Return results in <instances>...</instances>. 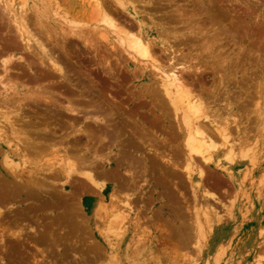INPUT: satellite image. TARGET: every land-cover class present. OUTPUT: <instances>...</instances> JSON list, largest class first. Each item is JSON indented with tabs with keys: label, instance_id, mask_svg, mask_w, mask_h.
Returning <instances> with one entry per match:
<instances>
[{
	"label": "rangeland",
	"instance_id": "obj_1",
	"mask_svg": "<svg viewBox=\"0 0 264 264\" xmlns=\"http://www.w3.org/2000/svg\"><path fill=\"white\" fill-rule=\"evenodd\" d=\"M198 1L100 0L104 6H98L95 3L96 0H0L1 13L6 11L5 14L9 16L5 17L2 30L6 29L4 34L10 38L5 35L9 39H3L6 42L14 41L18 43L19 47V49H17L18 47L8 49V56L7 53H3L4 59L13 56L9 63L11 64L13 61L14 66L10 65L13 66L11 73H6L1 69L3 67H0V80L2 79L4 83L12 82L9 85L11 88H16L17 93L27 94L28 90L33 91L36 89V83L31 81L33 73L30 76L28 67V62L32 60L31 63L33 68L36 67L34 68L36 72L45 74L37 84L40 86L42 83V88L63 92L66 96L72 91V95L69 94L73 100L72 106H78L77 109L80 111L77 114L79 117L73 115L69 111L71 105L65 95L59 96L56 93L54 94L55 99H60L59 102L57 100V105L53 104L55 102L45 103L43 101L44 103L39 104L40 107H35L38 104L31 103L34 101L32 98L23 102L25 111H22V115L30 116L31 120L37 121L41 127L48 124L49 130L53 128L51 129L52 134H55L56 130L58 134L51 135L53 138L49 139L50 142L43 150V154L33 153V155L37 154L35 157L31 156V153L29 154L31 166L27 170L34 168L32 170L34 172L31 174L35 173L33 174L36 175L34 176L35 181L43 183L41 184L43 186L39 184L40 188L36 184L34 186L33 184H24V186L28 185L30 190L34 189L33 195L27 186L25 189L22 187L24 192L22 190L19 192V188L16 192V189H13L14 184L12 183H15L16 186L13 178L7 174H1L0 189L5 185L0 191L2 195H0V264H113L111 258L107 256V244L103 237L107 235L111 239H116L122 235L114 238L113 232L105 233L107 226L105 209L109 208L105 207L104 209L103 204L105 203V206L109 204L110 207V201L114 200L115 196L117 197L121 193L120 196L125 198V195H129L131 192L133 197L140 196L135 203L138 206H135L136 209H143L144 205L148 209H145L147 212L145 211L146 214H144L146 219L143 225L146 226L145 229L148 232L154 234L157 232L156 234L159 236L156 238L155 244L159 249L157 247L149 249L151 246L143 229H132L129 232L130 237L135 240L142 239L144 247L147 248L146 252L151 251L152 260L155 259V262L175 264L182 256L189 255L188 258L193 259L196 264H205L206 260L203 255L205 252L208 264H251L253 261L259 260L258 257L264 263V247L262 246L264 245V230L260 233L258 231L259 228H264V0H205L206 3L204 0ZM5 4L10 7L6 8ZM209 4L221 6L222 9H219L218 6L211 7ZM197 5H201L202 8L206 7L207 10L211 8V11L215 8L212 14L218 9L219 12L225 11L222 12L226 15L225 19L230 21L233 19L231 15H235L236 20H246L248 25H227L229 22H226L225 19L223 22L218 19L221 23L216 22L217 20H212L210 10L209 13H205L203 11L206 9H201L200 6L197 8ZM12 13L17 15V18L31 31L27 38L34 40V42L31 41L32 43L30 42V45L36 43L34 46L32 45L34 52L23 48L25 43L21 42V38L18 39L20 36H17V33L14 37L16 23H14ZM108 15L118 24L117 29L107 23L105 16ZM177 15L178 17L175 19ZM209 15L210 17L207 18ZM10 18L13 19L10 20ZM191 20L194 21L191 22ZM256 20L257 22H255ZM10 29L14 34L12 37L9 35L12 34L11 31L8 32ZM118 29H121L119 32L124 33L123 35L125 33L132 35L133 33L145 40L147 38L151 44L152 55L154 53V58L158 59L157 63L152 59L139 56L124 43L121 44L120 36L117 37ZM244 30L247 32L245 33ZM122 33H120L121 36ZM2 36L3 33L0 34V37ZM39 43L46 44V47H50L49 51H52L55 57H59L58 61L65 67L64 70L68 74V81L69 77L71 79V82L69 81L71 85L69 82L67 83V79L62 78L61 74L51 68L48 59L45 63L47 67L41 65L40 57L43 53L39 48ZM135 53L137 57L133 56ZM2 59L0 55V61L3 63L4 59ZM1 62L0 64H2ZM160 63L163 68L175 65L178 73L185 78V83L192 93L204 101L207 107L206 111H209L211 118L215 117L214 119L217 121L220 120L222 125L230 123L235 136L248 137L250 135L247 138L250 147L246 150L248 158L255 157L254 163L252 162L254 165L251 162L237 165L235 179L213 169H206L207 188L215 194L216 198H208L210 200L207 199L203 204H209L216 208L213 209L222 217L223 225L220 231L213 234L207 233L206 238L200 239V242L198 238L192 236L190 246L183 249L175 234L174 237L168 235L169 231L175 233V230L171 228L170 218L178 217L181 221L179 222V219L175 221L179 222L180 226L183 223H192L195 207H199L201 202L195 201L194 196L200 197V194L195 192L196 188L192 186L185 174L187 167L184 149L185 125L181 111L175 110L162 86L159 70L155 67ZM50 68L54 73L49 70ZM16 71H22L21 75L26 73L24 75L26 77L23 76L22 79V76L20 77ZM11 78L12 81H8ZM26 80L27 82H24ZM2 90L5 91L0 82L1 93L4 92ZM13 91L11 89L10 94H13ZM81 93L82 97H80ZM94 103L95 105H90ZM98 106L104 110L103 116L101 115L100 119L96 118L98 121L91 117L84 118V116H91L95 107ZM27 108H29L28 111ZM42 110L44 111L42 112ZM36 111L38 112L35 114ZM40 113H44V116ZM12 114L13 112L10 113V115ZM75 116L79 121L75 120ZM71 117H75L74 120H71ZM106 118L110 119L107 121ZM211 118L204 119L202 122L213 133L216 129L210 121ZM236 120L240 121L239 124L243 130L244 127L249 128V132L246 128L244 131L240 128L241 133L237 131L238 128L235 130ZM240 125L237 124L236 127H240ZM109 127H112L110 128L111 132L116 131V134H113V138H115L113 143L108 136ZM89 132H91L90 136L93 134L91 138ZM244 132H247V135ZM216 133L213 134L216 135ZM98 135L99 137H97ZM132 136L141 138V140L135 138L139 142L135 140V144L139 148V151L136 150L137 153L139 152L138 156L140 157L143 153L141 157L146 156L143 159L151 158L145 173L143 172L144 162L139 166L141 169L138 167L139 173H144V176L140 173L141 176L138 175L139 178L136 182L132 181L128 174L127 170H130V167L128 168L129 165L123 161V156L119 158V153H124L121 150L125 149L124 146L129 141L128 137ZM63 137L64 142L61 141ZM126 139H128L127 142ZM46 140L48 141V139ZM109 146L111 147L108 148ZM100 149L101 151L104 149V151L101 152ZM94 151H100L98 153L102 155L92 153ZM73 152L75 153L74 157ZM67 154L71 157V161L76 163L82 158L88 164L91 163L92 166L88 169L98 175L97 182L104 184L107 188L105 194L78 171L76 173L71 171L72 176L66 175L64 156ZM93 155H98L96 157L100 160L95 157V161ZM161 155H166L167 159L162 158ZM169 157H173L171 162L175 163L176 167L173 164L171 167ZM89 159L92 161H88ZM120 159L122 161L119 164ZM156 160L160 162L157 165L155 164ZM42 165L46 169L40 168ZM38 166L40 169L37 168ZM62 169L64 170L63 174ZM35 170L39 171L35 172ZM163 172L168 174H164V178L162 177ZM8 181H10L9 184ZM121 181H125V185L128 184L126 188L121 186ZM11 184L13 188L10 191L11 188H7L8 186L12 187ZM6 185H8L7 188ZM168 185L170 186L168 187ZM128 188H133L136 192ZM4 190L6 191L5 195L2 194ZM99 190L102 195L99 194ZM113 190L117 193L120 190V192L119 194L114 192V197H112L113 194H109ZM122 190L125 192H121ZM133 192L136 194L133 195ZM145 193L147 196L144 195ZM6 200L7 202H5ZM176 210L179 212L178 215ZM71 219L74 220V223ZM261 221L263 225H260ZM160 223L162 224L160 225ZM152 224L154 225L152 226ZM157 224L160 225L159 229L155 226ZM96 226L100 229L102 227L105 234L101 235L97 231L100 229H97ZM115 229L121 234L124 233V230L118 226ZM188 230L189 234L193 235L191 226ZM20 231L22 234L19 233ZM40 232H43L44 236L50 235L49 237L45 236L46 240L48 239L47 244L44 243V240L42 242L44 244L39 243L40 239L36 238V234L38 236ZM259 234L260 236H258ZM254 237L257 241L260 240L259 243H256L257 250H252L253 244L250 245V241L254 240ZM89 243H94V248L95 246H99V248L106 246V248H101L102 250L95 248L94 250V248H90L92 244ZM162 243L168 246L164 248ZM197 243L202 247L201 251H198ZM39 246L41 249H46L45 253L41 252V249H37ZM166 248L168 251L165 252ZM97 249L100 250H98L99 253ZM102 251L104 257H100ZM145 255L149 257L147 253ZM82 257L86 259L83 260Z\"/></svg>",
	"mask_w": 264,
	"mask_h": 264
},
{
	"label": "bare ground",
	"instance_id": "obj_2",
	"mask_svg": "<svg viewBox=\"0 0 264 264\" xmlns=\"http://www.w3.org/2000/svg\"><path fill=\"white\" fill-rule=\"evenodd\" d=\"M122 1V0H121ZM198 1V0H197ZM205 1V0H204ZM124 2V1H123ZM207 1H205V3H206ZM95 3H97V5L98 6H104V4H101L100 3V0H96V2ZM104 3V2H103ZM198 3H199V1H198ZM203 3V2H202ZM195 4H197V3H195ZM6 6V8L7 7H10V5H8V4H5ZM207 5V4H206ZM215 5V4H214ZM214 5H210L209 4V6H211V7H217V6H214ZM200 7H201V9H206V7L204 8H202V6L201 5H199ZM198 5H197V8L199 7ZM208 6V7H209ZM207 7V8H208ZM219 7V6H218ZM221 7V6H220ZM219 7V9H222V7L220 8ZM102 7H100V9H101ZM99 9V8H98ZM179 9V8H178ZM180 9H182V8H180ZM215 9V8H214ZM214 9H212V11L214 10ZM219 9H218V11H214L213 12V14H212V11H211V8L209 9L210 11H211V18H212V20H214V21H216V22H218L219 20L220 21H224V19L226 18V15L224 14V13H222V12H225V11H222V12H219ZM227 9V8H226ZM102 10V9H101ZM198 10V9H197ZM209 10H204L203 12H205V13H209L208 11ZM4 11V10H3ZM170 11V10H169ZM207 11V12H206ZM2 11H0V29H1V33H3V36H5L6 34H4V30H6V29H4V30H2V26L4 27V21H5V17L7 16L5 13H6V11L5 12H3V13H1ZM178 12V11H177ZM176 12V13H177ZM183 12V11H182ZM10 13V12H9ZM167 13H169V12H167ZM166 13V14H167ZM173 13H174V11H173ZM172 13V14H173ZM7 14H8V12H7ZM13 14V13H12ZM105 14H107L106 13V11H105ZM165 15V14H164ZM169 15H170V13H169ZM173 15H175V14H173ZM183 15H186V14H184L183 13ZM205 15V14H204ZM231 15V14H230ZM166 16V15H165ZM232 16V18L233 19H231V17H230V21L229 20H227V19H225V21L226 22H229L227 25H248V23H246L244 20H242V19H238V20H236L235 18H234V16L233 15H231ZM7 17H9V16H7ZM13 17H14V23H16V25H14L15 26V28H16V32H15V36L14 37H16V35L17 36H20L18 39H20V40H22L21 42H23V43H25V45H24V49H27V50H29V51H31V52H34L35 50H33V46L36 44H31L30 45V42L32 41V40H30L29 38H27V35H29L30 33H31V31H29L28 30V26L27 25H24L17 17V15H15V14H13ZM105 17H107V19H106V21H107V23L109 24V25H111L113 28L115 27V29H117L116 28V26L118 25L117 23H116V21L115 20H113L111 17H109V15L108 16H105ZM171 17H173V16H171ZM178 17V15L175 17V19ZM179 17H180V15H179ZM185 17V16H184ZM205 17V16H204ZM208 17H210V15L209 16H207V18ZM11 18H10V20H12ZM192 19V18H191ZM198 19H200V18H198ZM202 19V18H201ZM219 19V20H218ZM229 19V18H228ZM7 20V19H6ZM21 22H19V21ZM174 20V19H173ZM195 20H197V19H195ZM203 20V19H202ZM236 20V21H235ZM8 21H9V19H8ZM177 21H179V20H177ZM192 21H194V20H191V22ZM201 21V20H200ZM219 21V22H220ZM7 22V21H6ZM10 22H12V21H10ZM190 22V21H189ZM190 22V23H191ZM208 22L209 23H213V22H211V21H209L208 20ZM255 22H257V20L255 21ZM196 23V22H195ZM194 23V24H195ZM221 23V22H220ZM224 24V23H223ZM9 25V24H8ZM192 25V24H191ZM196 25V24H195ZM207 25V24H206ZM213 25H214V23H213ZM218 25V24H217ZM9 28V27H8ZM14 28V29H15ZM236 29V28H235ZM245 29V28H244ZM119 30H121V29H118V32H119ZM11 31V32H10ZM124 31V30H123ZM219 31V30H218ZM245 31V30H244ZM6 32V31H5ZM8 32H10V33H12L13 31L10 29ZM117 32V33H118ZM125 32V31H124ZM127 32V31H126ZM177 32V31H176ZM247 31H245V33H246ZM0 33V34H1ZM17 33V34H16ZM116 33V34H117ZM120 33H122V32H119V35L117 36V37H119L120 36V40H121V44L122 43H124L125 45H126V47L128 46L129 48H131L132 49V51L134 50V52H136L139 56H141V57H143V58H146V59H152V60H154V62L155 63H157L156 61H158V59L156 60L155 58H154V53H153V55H152V52H151V44H150V41L149 40H147V38H146V40L143 38V37H140V36H137V35H134L133 33H132V35H130V34H126L125 33V35H123L124 33H122V36L120 35ZM218 34H220V33H218ZM9 35H11V37H12V35H14L13 33L12 34H9ZM141 35V34H140ZM0 37V55H1V59H2V54L4 53H7L6 55L8 56V49H10L11 50V48H17L18 47V43H16V42H14V41H10V42H6L5 41V39H3V38H6V36L5 37ZM7 37H9V36H7ZM10 38V37H9ZM9 38H6L7 40L9 39ZM32 38V37H31ZM16 40H17V38H16ZM19 40V41H20ZM18 41V42H19ZM20 42V43H21ZM32 42H34V40L32 41ZM31 42V43H32ZM40 42V41H39ZM23 45V44H22ZM33 45V46H32ZM38 46V45H37ZM39 48H40V50H41V52L43 53L42 54V56L39 54V56H41L40 57V61H41V65H45L46 66V59H48V61H49V63L51 64V68H53V69H55V71H56V73H59V74H61L62 75V78H64V79H67V83L71 80L70 79V77H69V81H68V74H66V72H65V70H64V66L63 65H61L60 63H59V61H58V59H59V57L57 58V57H55V55L54 54H52L53 52L51 51H49V48H48V46L46 47V44H43V43H39ZM17 49H19V47L17 48ZM154 49V48H153ZM152 49V50H153ZM14 50V49H13ZM130 50V49H129ZM16 51V50H15ZM40 52V51H39ZM40 52V53H41ZM38 53V52H37ZM133 53V52H132ZM136 53H135V55H133V56H136ZM4 54H3V59H4ZM10 54V53H9ZM52 55H54V56H52ZM35 56V55H34ZM137 57V56H136ZM174 57V56H173ZM12 58H13V56H12ZM10 56H9V58L8 57H6V59H2L3 60V63L2 64H0V67H3V68H1V69H3L6 73H9L10 71H12L11 69V67H13L14 66V64H13V61H12V65L13 66H10L11 64L9 63L10 61H11V59H12ZM57 58V59H56ZM137 59V58H136ZM139 59V58H138ZM146 59H144V60H146ZM31 60V59H30ZM144 60H142V61H144ZM32 61V60H31ZM31 61H29L28 62V67L30 68V76H31V74L33 73V75L31 76V81L32 82H34V84L36 83V89H34L33 91L32 90H28V92H27V94H22L21 92H18L17 93V90H16V88L14 89V88H11V84H12V82H9L10 83V85H9V83H4V81L2 80H0V82H1V85L3 86V88L5 89V91L4 90H2V91H4V92H0V179H2V175L3 174H7L8 176H10V177H12L13 178V181L14 182H16V186H15V183H12V184H14V188H13V186H12V184H11V186L12 187H9L8 185H6L5 187L7 188V186H8V188L7 189H9V188H11V189H9L10 191L12 190V188L17 192V190H18V188H19V192H22L23 191V188L25 189V187L27 186V188H28V185H26V186H24V184H33V186L36 184V185H38V187H39V184H40V186H43V185H41V184H43V183H41V181H39L40 183H37V180L35 181V177L34 176H36V175H33V174H35V173H33V174H31L32 172H34V171H32L34 168H32V170H27V169H30V168H28L29 166H31L30 164H31V158L29 157V154L31 153L32 155L31 156H33V157H35V155L37 156V154H34L33 155V153H41V154H43V150H45L46 149V145H48V142H50V138L52 137L51 135H55V134H58V132H57V130L55 131V134H52V130L51 129H53V128H51L50 130H49V127L46 125L45 127H41V126H39L38 125V122L36 121H32L31 119L32 118H30V116H25V115H22V111L24 112L25 110H24V108H23V102L27 99H29V98H32L34 101H32L31 103H33L34 102V104H35V102H36V104H38V105H35V107H37V106H39V104H41V103H47V102H55V103H53V104H58L57 103V100H58V102H59V100L60 99H55V97H54V94L56 93V94H58L59 96H64L65 94H63V92H58V91H54L53 89H49V88H45V87H43L42 88V86H43V84L42 83H40V86L37 84V83H39L40 82V80L41 79H43L44 78V76H45V74L43 75V74H39V73H37L36 72V70L34 69V68H36V67H34L33 68V64L31 63ZM145 62V61H144ZM148 63V62H147ZM149 63H150V61H149ZM151 64V63H150ZM48 65V64H47ZM65 65V64H64ZM154 65V64H153ZM34 66H37V65H35L34 64ZM63 66V67H62ZM40 67V66H39ZM47 67V66H46ZM155 67L156 68H158V70H159V74H160V79H161V83H162V86H163V88H164V90H165V93L168 95V97H169V99H170V102H171V104L174 106V108H175V110L176 111H181V114H182V120H183V123H184V125H185V133H184V138H185V156H186V158H185V161H186V164H187V167H186V169H185V174H186V176H187V178L191 181V183H192V186L193 187H195L196 188V191L195 192H197V194H200V197H198V195H195L194 197H195V201L196 202H198V203H200L201 202V204H200V206L201 205H203V206H199V207H195V210H194V220H193V222L191 223H189L188 222V224H186V223H183V225L182 226H180V219L177 217V218H170V224H171V228L173 229V230H175V233H173V232H171V231H169V233H168V235L170 234V236L172 237H174V234H175V237H177L178 238V241H179V245H180V247L183 249V248H188L189 246H190V244H191V241H190V238L193 236H195L196 238H198V241L200 242V239L201 240H203L202 238H206V236H207V233H211V234H213V233H215V232H218V231H220V228H221V226L223 225L222 223H223V220H222V217H220L219 216V214L217 213V211H214V209H216V208H214V207H212V206H210L209 204L208 205H204L203 204V202L205 203V201L208 199V198H216V197H214V193L213 192H211L210 190H209V188H207L208 186H207V181H206V169H213L214 171H218V172H221V173H223V174H226V176L227 175H229V177H232V178H236V173H237V165L238 164H243V163H246V162H253L254 163V158L252 157L251 159L250 158H248V147H250V143L248 142V140H247V138L250 136V135H248V137H240V136H235V135H233L234 134V130L232 129L233 127H231L230 126V123L229 124H227V125H225L224 124V122H223V124L224 125H222L220 122V120H216V119H214L215 117L214 116H212V117H214V118H211V115H209V111L207 112L206 110V106H205V104H204V101L199 97V96H196V94L194 95V93H192V91L190 90V88H188V86H187V84L185 83V81L186 80H184L185 78H183V76H182V74H179L178 73V71L176 70V67H175V65L174 66H171V67H168V68H163V67H161V63H160V65H155ZM17 69H18V67H16ZM20 68V67H19ZM49 68V67H48ZM49 69V70H52V69ZM31 70H32V72H31ZM40 70H43V69H40ZM49 70H47V71H49ZM27 71V70H26ZM4 72V73H5ZM14 72V71H13ZM29 72V71H28ZM52 72H53V70H52ZM11 73V72H10ZM16 73H18L19 74V76L21 77L22 76V79H23V76L26 74H24V75H21L20 73H22V71L20 72V71H16ZM54 73V72H53ZM28 74V73H27ZM7 75H9V74H7ZM7 75H5V76H7ZM29 75V74H28ZM48 76V75H47ZM46 76V77H47ZM9 77V76H8ZM24 77H26V76H24ZM29 77V76H28ZM49 77V76H48ZM8 81H12V78L10 79V80H8ZM28 81H30V80H28ZM24 82H27V80L26 81H24ZM71 82V81H70ZM70 82H69V85H71L70 84ZM20 83V82H19ZM42 84V85H41ZM76 84V83H75ZM22 85V84H21ZM24 85V84H23ZM81 85V84H80ZM67 87V86H66ZM69 87V86H68ZM79 87V86H78ZM81 87V86H80ZM34 88V87H33ZM11 89H13L14 91V93L13 94H10V91H11ZM72 89H73V86H72ZM71 88H70V90H72ZM78 89V88H77ZM74 90H75V88H74ZM23 93H24V91H23ZM83 93V92H82ZM82 93H81V96L80 97H82ZM69 94H71L72 95V91H70L69 92ZM65 95V98L68 100V102H69V104L71 105L70 106V108H69V111L73 114V115H77L78 113H80V111H78V106H75V107H73L72 106V104H73V100H72V97H71V95ZM75 94H76V92H75ZM79 94H80V92H79ZM78 94V95H79ZM73 95H74V93H73ZM76 96V95H75ZM77 97V96H76ZM44 101V102H43ZM67 102V103H68ZM76 102V101H75ZM81 102V101H80ZM60 103H63V102H61L60 101ZM60 103H59V105H60ZM85 104H86V102H84ZM17 104H18V106H17ZM88 104V103H87ZM44 105V104H43ZM51 105V104H50ZM56 105H54V106H56ZM58 105V106H59ZM79 105V104H78ZM90 105H95V103L94 104H90ZM89 105V106H90ZM57 106V107H58ZM66 106V105H65ZM81 106V105H80ZM40 107V106H39ZM42 108H43V106H41ZM30 108V107H29ZM29 108H27L26 110L28 111L29 110ZM33 108V107H32ZM38 109H41V108H38ZM52 109V108H51ZM92 109V108H91ZM67 110V109H66ZM65 110V111H66ZM82 110V109H81ZM35 111V110H34ZM33 111V112H34ZM44 110H42V112H43ZM68 111V112H69ZM89 111V110H88ZM103 111L104 110H101V108H99V106L98 107H95V109H94V111H93V113L91 114V116H84V118H89V117H91V118H94V119H96V118H99L101 115H102V113H103ZM13 112V114L12 115H10V113H12ZM30 112V111H29ZM38 111H36L35 112V114L37 113ZM52 112V111H51ZM64 112V111H63ZM67 112V113H68ZM27 113V112H26ZM230 113V112H229ZM237 113V112H236ZM25 114V113H24ZM44 113H40V115H43ZM83 114V113H82ZM215 114V113H214ZM235 114V113H234ZM239 114V113H238ZM39 114H38V116H40ZM45 115H46V113H45ZM84 115V114H83ZM216 115V114H215ZM243 115V114H242ZM36 116V115H35ZM44 116V115H43ZM78 116V115H77ZM77 116H75L76 117V119L75 120H77V121H79V119H77L78 117ZM103 116V115H102ZM239 116V115H238ZM75 117H73V118H75ZM211 118L212 120H210L211 121V123L213 124V127L216 129V131L215 132H213L214 134L216 133V135H214L211 131L212 130H209L207 127H206V125L202 122L204 119H208V118ZM249 117V116H248ZM72 117H71V120L73 119ZM102 118V117H101ZM250 118V117H249ZM82 119V118H81ZM100 119V118H99ZM107 119V121L110 119H108V118H106ZM74 120V119H73ZM97 120V119H96ZM102 120V119H101ZM103 120H104V118H103ZM39 121V120H38ZM98 121V120H97ZM208 121V120H207ZM220 121V122H219ZM223 121V120H222ZM41 122V121H40ZM68 122V121H67ZM236 122V124L234 125V127H235V130L237 129V131H240V133H241V129L240 128H242V130H243V127H241V125L239 124L240 123V121L238 122L237 120L235 121ZM43 123H44V121H43ZM106 123H109V122H106ZM227 123V122H226ZM114 124H115V122H114ZM209 124H210V122H209ZM208 124V125H209ZM237 124L238 125H240V127L238 126V127H236L237 126ZM70 125H71V123H70ZM72 125H74L73 124V122H72ZM108 125V124H107ZM110 125V124H109ZM117 125V124H116ZM211 125V124H210ZM232 125V126H233ZM250 125V124H249ZM248 125V126H249ZM53 127V126H52ZM212 127V128H213ZM72 128H73V126H72ZM110 128H112V127H109V129ZM213 128V129H214ZM245 128L246 127H244V130H245ZM75 129V128H74ZM77 129V128H76ZM80 129V128H79ZM86 129V128H85ZM106 129V128H105ZM247 129V128H246ZM249 129V128H248ZM247 129V132H249V130ZM114 130V129H113ZM243 130V131H244ZM51 131V132H50ZM80 131V130H79ZM84 131V130H83ZM112 130L110 129V131H108L109 133H108V136L110 137V139H112V143L114 142L113 140H115V138H113V134H116V131H113V132H111ZM142 131V130H141ZM92 132V131H91ZM91 132H89V136H90V134H91ZM106 132V131H105ZM143 132V131H142ZM141 132V133H142ZM247 132H244V134L245 135H247ZM94 133V132H93ZM103 133V132H102ZM135 133V132H134ZM95 134V133H94ZM137 134H139V132H137ZM249 134V133H248ZM71 135V134H70ZM69 135V136H70ZM86 135H87V133H86ZM99 135H101L102 136V134L101 133H99ZM99 135L97 136V137H99ZM136 135V134H135ZM243 135V134H242ZM58 136V135H57ZM62 136V135H61ZM91 136H93V134L91 135ZM91 136H90V138H91ZM137 136H139V135H137ZM142 136V135H141ZM107 137V136H106ZM134 136H132L131 138H129L128 137V139H129V141L127 142V140L128 139H126L125 141L127 142V144L124 146L125 147V149L123 148V147H121V148H123L124 150H121V152L122 151H124V153H119L120 155H119V158H121L122 156H123V161L126 163V165L128 164L129 166H127L128 168L130 167V170H127V172H128V174H130V176H131V178H132V181H135L136 182V180L139 178L138 177V175L141 173V174H143V176H144V173L147 171V167H148V163L151 161V158H147V159H149V160H146V158L145 159H143L144 157H146L145 155L143 156V157H141L142 156V154H141V156L139 157L138 156V153L136 152V150L137 151H139L138 149V146H137V144H135V142L138 140V139H140L141 140V138L139 137V138H133ZM53 138V137H52ZM89 138V139H90ZM94 138V137H93ZM133 138V140H131ZM46 139H48V141L46 140ZM66 139V138H65ZM106 139V138H105ZM58 140H59V138H58ZM57 140V141H58ZM64 140V137L62 138V140L61 141H63ZM71 140V139H70ZM69 140V141H70ZM122 140H123V138H122ZM136 140V141H135ZM68 141V140H67ZM101 141V140H100ZM64 142V141H63ZM95 142V141H94ZM138 142V141H137ZM62 143V142H61ZM60 143V144H61ZM121 143V142H120ZM139 143V142H138ZM49 144H51V143H49ZM140 144H141V141H140ZM115 145V144H114ZM113 145V146H114ZM151 145V144H150ZM50 146V145H49ZM116 146H117V144H116ZM140 147H142L141 145H139ZM57 147V146H56ZM74 147V146H73ZM78 147V146H77ZM94 147V146H93ZM111 146H109L108 148H110ZM68 148H70V147H68ZM54 149H56V148H54ZM76 149V148H75ZM82 149V148H81ZM98 149V148H97ZM247 149V150H246ZM51 150V149H50ZM89 150V149H88ZM142 150V149H141ZM53 151V150H52ZM57 151V150H56ZM95 151H97L96 149H95ZM92 152V153H94V154H97L98 152H100L101 151V149H100V151H98V152ZM103 151H104V149H103ZM103 151H101V152H103ZM161 151V150H160ZM76 152V151H75ZM39 153V154H40ZM74 153V152H73ZM117 153V154H118ZM136 153V154H135ZM72 154V153H71ZM98 154H100V156L102 155L101 153H98ZM104 154V153H103ZM123 154V155H122ZM73 155V157H74V155H75V153L74 154H72ZM72 155H70V156H72ZM105 155V154H104ZM158 155V154H157ZM78 156V155H77ZM92 156V155H91ZM96 156H98V155H96ZM96 156H94L93 155V159L95 160V157ZM137 156V157H136ZM153 156V155H152ZM166 156V155H165ZM165 156H162L161 155V157L162 158H165V159H167ZM29 158H30V160H29ZM91 159H92V157H90ZM97 158V157H96ZM173 158V157H172ZM171 157H169L168 159H170V162L172 161L171 159H172ZM80 159V158H79ZM92 159V160H93ZM155 159H156V157H155ZM164 159V160H165ZM73 160V159H72ZM92 160H88V161H92ZM94 160H93V162H94ZM97 160H100V159H98L97 158ZM174 160V159H173ZM36 161V160H35ZM64 161H65V163H64V166H65V168H64V170L66 171V175L67 176H72V174H71V171L72 172H75L76 173V171H78L79 173H81V174H83L84 176H86V178L87 179H89L90 181H91V183H92V185H95V186H97V187H99V189L101 190V192L102 193H104L105 194V192H106V190H107V188L104 186V184H100V183H98L97 182V176L98 175H96V174H94L92 171H90L88 168H91V163H89L88 164V162H86V160L85 159H80L79 161H78V163H76V162H74V161H71V157H69L68 156V154L66 155V156H64ZM96 161V160H95ZM104 161V160H103ZM122 160L120 159L119 160V164H120V162H121ZM149 161V162H148ZM159 161V160H158ZM157 160H156V162H155V164L157 165V164H159L160 162H158ZM175 161V160H174ZM102 162V161H101ZM123 162V163H124ZM143 162H144V165H143V172L144 173H142V172H140L139 173V170L141 169L139 166L140 165H142L143 164ZM168 162H169V160H168ZM100 163V162H99ZM104 163V162H103ZM166 165H168L169 166V168H171L172 167V164H173V166H175L176 167V165H175V163H170L171 164V167H170V165L169 164H167L166 162H164ZM252 163V165H254ZM79 164V165H78ZM119 164H118V166H119ZM38 164L36 163V166H37ZM121 165H122V163H121ZM120 165V166H121ZM162 165V164H161ZM247 165V164H246ZM35 166V165H34ZM149 166L151 167V165L149 164ZM45 168L43 165L42 166H40V168ZM138 167L140 168V169H138ZM149 167V168H150ZM37 168H39V166L37 167ZM39 168V169H40ZM84 168V169H83ZM86 168V169H85ZM126 168V167H125ZM46 169V168H45ZM44 169V170H45ZM50 169V168H49ZM60 169V168H59ZM59 169H58V171H59ZM83 169V170H82ZM127 169V168H126ZM161 169H163V167L161 166ZM48 170V169H47ZM46 170V171H47ZM64 170L62 169V174H63V172H64ZM93 170V169H92ZM170 170V169H169ZM177 170V169H176ZM37 171H39V170H35V172H37ZM58 171H56V172H58ZM94 171V170H93ZM104 171V170H103ZM55 172V173H56ZM61 172V171H60ZM95 172V171H94ZM168 172V171H167ZM173 172H175V170H173ZM177 172V171H176ZM207 172H209V171H207ZM59 173V172H58ZM57 173V174H58ZM100 172L98 171V174H99ZM160 173V172H159ZM2 174V175H1ZM41 174V173H40ZM141 174H140V176H141ZM157 174V173H156ZM164 174H167V173H165V172H163V174H162V177H163V175ZM170 174V173H169ZM38 175V174H37ZM56 175V174H55ZM95 175H96V177H95ZM100 175V174H99ZM168 175V174H167ZM171 175H172V173H171ZM53 176V175H52ZM146 176V175H145ZM164 177H165V175H164ZM163 177V178H164ZM169 177V176H168ZM173 177V176H172ZM142 178V177H141ZM9 180H10V178H8ZM7 179V180H8ZM208 179V178H207ZM42 180H45V179H42ZM166 180V179H165ZM259 180V179H258ZM129 181V180H128ZM128 181H126V182H128ZM9 182L10 181H8V184H9ZM36 182V183H35ZM43 182V181H42ZM170 182V181H169ZM1 183V182H0ZM125 183V181L123 182V181H121V186H124L125 188H126V186L128 185V184H124ZM171 183V182H170ZM135 184V183H134ZM160 184H162V182H160ZM159 184V185H160ZM169 184V183H168ZM259 184V183H258ZM5 185V184H4ZM4 185H3V187H4ZM91 185V186H92ZM30 186V185H29ZM120 186V188H122ZM165 186H166V184H165ZM170 185H168V187H169ZM3 187L1 186V189L3 190ZM23 187V188H22ZM37 187V188H38ZM96 187V188H97ZM163 187H164V185H163ZM167 187V188H168ZM26 188V189H27ZM40 188V187H39ZM41 188H43V187H41ZM93 188V187H92ZM125 188H122V189H125ZM134 188V187H133ZM132 188V189H133ZM1 189H0V191H1ZM29 189V191L31 192V194L32 193H35V191H34V189L32 188V190H30V187L28 188ZM94 189V188H93ZM117 189V188H116ZM128 189H130V188H128ZM132 189H130V190H132ZM161 189V188H160ZM170 189H172V188H170ZM6 190V189H5ZM4 190V192H2V194H4V193H6V191H8V190H6L5 191ZM22 190V191H21ZM44 190V189H43ZM91 190V189H90ZM97 190V189H96ZM100 190H99V192H100ZM118 190V189H117ZM33 191V192H32ZM94 191V190H93ZM133 191H135L136 192V190H134L133 189ZM159 191V190H158ZM180 191V190H179ZM9 192V191H8ZM18 192V193H19ZM24 192V191H23ZM98 192V193H99ZM101 192L99 193V194H101ZM114 192H116V191H114L113 190V192L112 193H110L109 195H111V194H113ZM119 192H120V190H119ZM119 192L117 193V194H119ZM121 192H125V190H122ZM131 192V191H130ZM135 192H133V195L134 194H136ZM115 193V194H116ZM157 193H160V192H157ZM173 193V192H172ZM178 193V192H177ZM29 194V193H28ZM124 194V193H123ZM122 194V195H123ZM131 194H132V192H131ZM130 193H129V195H125V198H122L120 195H121V193H120V195L118 196L117 195V197H116V199H115V197H114V194L112 195V197H114V200H112L111 199V201H110V207H109V204L108 205H104L103 204V206H104V209H105V207H108L109 209H105V211H106V214H105V217H106V224H107V226L105 227L106 229V231H105V233H109V232H107V231H110V233L111 232H113V234H114V238H115V236H117L118 237V235H122L120 238H116V239H111L110 238V236H105V237H103L104 238V241H105V243L107 244V256L109 257V258H111L110 260H112L113 261V264H159V263H157V262H155L154 260L155 259H153L152 260V258H153V256L151 255L152 253H151V251L150 250H148L147 252H146V250H147V248L146 247H144V243L142 242V239H134V238H132V237H130V231L133 229V230H138V229H143L144 230V232H145V234L148 236V242H149V244H150V246L151 247H149V249H153L154 247H157V244H155V242L157 241L156 240V238L159 236V235H157L156 233L154 234V233H150V232H148L145 228H146V226H144L143 224H144V222H145V219H146V217H145V215L144 214H146L145 213V211L146 210H148L147 208H146V206L144 205V208L142 209V208H137L136 209V207H138V206H136L135 205V203H136V201H137V199L140 197H133L132 195H131ZM196 194V193H195ZM1 195V194H0ZM5 195V194H4ZM14 195V194H13ZM33 195V194H32ZM36 195V194H35ZM102 195V194H101ZM124 195H123V197H124ZM140 195V194H139ZM144 195H146V193L144 194ZM143 195V196H144ZM175 195H176V193H175ZM174 195V196H175ZM181 195H183V194H181ZM2 196V195H1ZM147 196V195H146ZM151 196V195H150ZM160 196V194L158 195V197ZM9 197H11V196H9ZM102 197V196H101ZM1 198V197H0ZM122 198V199H121ZM145 198V197H144ZM153 199H154V197H152ZM177 198V197H176ZM10 199V198H9ZM106 199V198H105ZM108 199V198H107ZM109 199H110V196H109ZM123 199H125V200H123ZM149 199V198H148ZM186 199V198H185ZM150 200H151V197H150ZM156 200V199H155ZM208 200H210V199H208ZM212 200V199H211ZM2 201V200H1ZM4 201V200H3ZM139 201V200H138ZM5 202H7V200L5 201ZM170 202H173V201H171L170 200ZM1 203V202H0ZM175 203V202H174ZM141 204V203H140ZM176 204V203H175ZM2 206V205H1ZM136 206V207H135ZM214 208V209H213ZM146 209V210H145ZM161 209V208H160ZM164 210V208L162 207V211ZM179 210V209H178ZM102 211H104V210H102ZM161 211V210H160ZM147 212V211H146ZM152 212V211H151ZM175 212V211H174ZM99 213V212H98ZM149 213V212H148ZM156 213V212H155ZM179 214V212H177V210H176V214ZM153 214V213H152ZM177 214V215H178ZM5 216V215H4ZM175 216V215H174ZM2 217H3V215H2ZM2 217H1V219H2ZM102 217V216H101ZM104 217V218H105ZM145 217V218H144ZM151 217H152V215H151ZM165 218H167V217H165ZM78 219V218H77ZM76 219V220H77ZM101 219H103V218H101ZM153 219V218H152ZM159 219H161V218H159ZM178 220L179 219V222H176L175 220ZM71 220H73V219H71ZM150 220V219H149ZM156 221L158 220V219H155ZM78 221V220H77ZM82 221V220H81ZM96 221V220H95ZM102 221V220H101ZM152 221H154V220H152ZM158 221H160V220H158ZM79 222H80V220H79ZM102 222H104V220L102 221ZM14 223V222H13ZM73 223H74V220H73ZM76 223V222H75ZM82 223V222H81ZM155 223V222H154ZM157 223V222H156ZM159 223V222H158ZM84 224V223H83ZM97 224V223H96ZM102 224V223H101ZM147 225H149L148 223H146ZM162 223H160V225H161ZM263 225V223H262V221H261V223H260V225ZM154 224H152V226H153ZM159 224H157V225H155V226H160ZM191 226V228H192V230H193V235H191V234H189V230H188V228ZM2 226V225H1ZM116 226H118L120 229H123L124 230V233L123 234H121V232H119L118 230H116L115 229V227ZM259 226V225H258ZM264 226V225H263ZM97 227V226H96ZM184 227V228H183ZM66 228V227H65ZM128 228H129V230H128ZM156 228V227H155ZM166 228V227H165ZM30 229V228H29ZM33 229V228H32ZM97 229H100V227H97ZM147 229H148V227H147ZM158 229H159V227H158ZM164 229V228H163ZM20 230V229H19ZM26 230V229H25ZM101 230V231H100ZM100 230H97V231H99L100 233H101V235H104L105 233L102 231L103 229H102V227H101V229ZM160 230H162V229H160ZM185 231V233H184V231ZM262 230H264V228H259L258 229V231H259V233H260V231H262ZM22 231V230H21ZM19 232V233H21L22 234V232ZM24 231V230H23ZM151 231V230H150ZM164 231V230H163ZM168 231V230H167ZM166 231V232H167ZM15 233H17V232H15ZM14 233V234H15ZM24 233V232H23ZM26 233V232H25ZM24 233V234H25ZM35 233V232H34ZM37 233H39V232H37ZM150 233V234H149ZM160 233V232H159ZM4 234V233H3ZM43 234V232L41 233L40 232V234H38V236H37V234H36V238L37 239H40L39 240V243L41 242H43V240H44V243H46L47 242V240H46V235L44 236V235H42ZM50 234V233H49ZM218 234V233H217ZM53 235V234H52ZM52 235H51V237H52ZM165 235V234H164ZM215 235V234H214ZM14 236H16V234L14 235ZM31 236H33V235H31ZM48 236V235H47ZM50 236V235H49ZM48 236V237H49ZM166 236V235H165ZM256 236V235H255ZM258 236H260V234L258 235ZM262 236V235H261ZM3 237V236H2ZM29 237V236H28ZM35 237V236H34ZM168 237V236H167ZM86 238H88V236H86ZM88 240V239H87ZM95 240V239H94ZM74 241H76V240H74ZM92 241V240H91ZM91 241H89V242H91ZM77 242V241H76ZM94 242V241H93ZM260 242V240L259 241H257V239H255V237H254V240H252V241H250V245L251 244H253L251 247H252V250L254 249V250H257L258 248L256 247V243H259ZM44 243H42V244H44ZM47 244V243H46ZM50 245H51V243H49ZM89 244H92V243H89ZM163 245H164V248L165 247H167L168 245H165L164 243H162ZM37 245V244H36ZM39 245V244H38ZM197 245H198V243H197ZM34 246H35V244H34ZM60 246V245H59ZM77 246V245H76ZM89 246V245H88ZM90 246H92V247H90V248H94L93 246H94V243L92 244V245H90ZM263 247H264V245H262ZM37 248V247H36ZM95 248H99V246H95ZM95 248H94V250H95ZM102 247H100L99 249L100 250H102V249H105L106 248V246H105V248H102ZM158 248V247H157ZM198 248H199V250L198 251H201V249H202V247H200V245H198ZM37 249H41V247L39 246V248H37ZM99 249H97V252H98V250ZM159 249V248H158ZM44 250L46 251V249L45 248H42L41 249V252H43V253H45L44 252ZM99 250V251H100ZM251 249H250V251H252ZM165 252L166 251H168V249L166 248V250H164ZM96 252V253H97ZM160 252H163V251H160ZM99 253V252H98ZM145 253H147V255L150 257H147L146 255H145ZM103 251H102V253L100 254V257H102L103 255ZM105 255V254H104ZM203 255H204V258H205V260H206V262H207V264L209 263V261H208V258L206 257L207 255H205V252L203 253ZM99 256V255H98ZM106 256V255H105ZM259 256V255H258ZM95 257H96V255H95ZM99 257V258H100ZM104 257V256H103ZM136 257V258H135ZM189 257V255L186 257V256H182L181 258H180V260L179 261H177L175 264H194L195 262H194V260L192 259H190V258H188ZM260 257H262V256H260ZM93 258H94V256H93ZM98 258V257H97ZM98 258V259H99ZM82 259H83V257H82ZM84 259H86V258H84ZM83 259V260H84ZM101 259V258H100ZM175 259V258H174ZM258 259L259 260H255V261H253V263H255V264H264L263 262H261L262 260H260V258L258 257ZM262 259V258H261ZM97 261V260H96ZM157 261V260H156ZM85 262H86V260H85ZM179 262V263H178ZM206 262H205V264H206ZM253 263H251V264H253ZM196 264V263H195Z\"/></svg>",
	"mask_w": 264,
	"mask_h": 264
}]
</instances>
